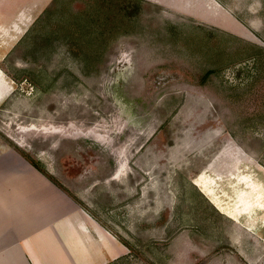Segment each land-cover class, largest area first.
<instances>
[{"label": "rangeland", "instance_id": "rangeland-1", "mask_svg": "<svg viewBox=\"0 0 264 264\" xmlns=\"http://www.w3.org/2000/svg\"><path fill=\"white\" fill-rule=\"evenodd\" d=\"M34 16L0 59V168L69 197L65 234L91 231L97 264H264V0Z\"/></svg>", "mask_w": 264, "mask_h": 264}, {"label": "crops", "instance_id": "crops-1", "mask_svg": "<svg viewBox=\"0 0 264 264\" xmlns=\"http://www.w3.org/2000/svg\"><path fill=\"white\" fill-rule=\"evenodd\" d=\"M51 1L0 0V59L20 38L21 30L29 27L34 15H40ZM12 169L13 166L10 165L4 166V169L0 168V264H97L96 242L95 239H90L91 231L88 230L86 233L87 248L80 244L76 232L68 230L71 235L65 234L64 217L59 216L73 211L69 203L71 200L66 197L69 201L65 202L66 199L61 197L62 192L37 171L35 172L39 176L37 179L41 180V185H47L42 189H35L37 193L34 194L30 172L23 171L24 177H21L17 184L10 176ZM49 186L58 194L49 196V192L43 190ZM46 199L52 200L55 205L51 204L49 208L42 203ZM34 200L38 201L35 208L32 206ZM77 221L83 223L80 219ZM50 227L53 231L49 229ZM99 229L103 231L102 233L97 230L104 238L108 254L113 256L115 252L120 253L122 249L115 244L116 242L114 243L113 237L104 233L106 230L100 227ZM65 237H69L70 249H67V245L60 240ZM72 253H78L80 259L70 256Z\"/></svg>", "mask_w": 264, "mask_h": 264}, {"label": "trees", "instance_id": "trees-1", "mask_svg": "<svg viewBox=\"0 0 264 264\" xmlns=\"http://www.w3.org/2000/svg\"><path fill=\"white\" fill-rule=\"evenodd\" d=\"M82 29H84V28H82ZM83 33L84 34H90V32H88V31H83ZM125 260H126V258L118 259L115 262H113L112 264H122V262L125 261Z\"/></svg>", "mask_w": 264, "mask_h": 264}, {"label": "flooded vegetation", "instance_id": "flooded-vegetation-1", "mask_svg": "<svg viewBox=\"0 0 264 264\" xmlns=\"http://www.w3.org/2000/svg\"><path fill=\"white\" fill-rule=\"evenodd\" d=\"M114 160V159H113ZM32 168V167H31ZM114 170H115V168H114ZM114 170H113V172H112V174L114 173ZM39 172V171H38ZM112 174L110 175V177H112ZM79 178H81V177H79ZM67 197V196H66ZM68 199H70L69 197H67Z\"/></svg>", "mask_w": 264, "mask_h": 264}, {"label": "water", "instance_id": "water-1", "mask_svg": "<svg viewBox=\"0 0 264 264\" xmlns=\"http://www.w3.org/2000/svg\"><path fill=\"white\" fill-rule=\"evenodd\" d=\"M61 196L64 197V198H66V196L63 193L61 194Z\"/></svg>", "mask_w": 264, "mask_h": 264}, {"label": "bare ground", "instance_id": "bare-ground-1", "mask_svg": "<svg viewBox=\"0 0 264 264\" xmlns=\"http://www.w3.org/2000/svg\"><path fill=\"white\" fill-rule=\"evenodd\" d=\"M11 158V157H10Z\"/></svg>", "mask_w": 264, "mask_h": 264}]
</instances>
